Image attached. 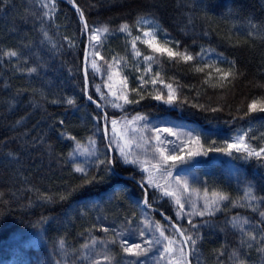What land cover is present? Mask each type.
Returning a JSON list of instances; mask_svg holds the SVG:
<instances>
[{
  "label": "trees",
  "instance_id": "trees-1",
  "mask_svg": "<svg viewBox=\"0 0 264 264\" xmlns=\"http://www.w3.org/2000/svg\"><path fill=\"white\" fill-rule=\"evenodd\" d=\"M42 2L0 0V243L17 230L42 227L41 242L27 250L26 264H84L83 244L93 237H106L95 223L96 209L103 203L108 207L119 203L120 209L129 211L127 206L143 197L138 183L119 176L140 179L139 171L120 162L111 172L90 169L89 176L98 177L92 184H83L81 174L73 172L69 153L77 142L90 149L93 139L97 155L101 159L110 156L107 140L102 139L103 113L88 100L86 89L102 105L96 86L103 85L109 72L127 77L130 99H139L132 91L140 90L138 77L157 78L171 83L178 98H186L188 103L170 106L157 101L152 96L167 89L159 82L148 83L143 85L144 99L127 104L124 112L104 107L109 121L134 114L171 115L208 127L209 135L216 138L247 128L256 137L253 144L264 143V113L245 115L253 99L264 100V0H55L51 18L44 17ZM72 3L84 12L89 33L109 29L99 33V43L89 39L87 86L83 72L86 35ZM146 18L168 34V46L179 41L174 50L201 55L187 62L170 59L137 41L141 56L136 57L131 40L142 34ZM124 24L131 36L119 31ZM158 42L165 43L162 38ZM10 51L18 55L8 56ZM95 51L100 55L94 57ZM144 56L153 59L145 62ZM93 58L99 72L91 68ZM149 64L150 71L145 72ZM33 68L35 72L30 71ZM199 68L203 71H197ZM67 99L74 103L67 104ZM211 108L219 110H208ZM113 158H117L114 150ZM223 160L228 158L222 156L217 162L208 158L203 163L207 167L197 174L198 190L216 191L229 199L214 216L193 218L202 227L192 264H264L259 245L227 223L233 216L248 218L253 225L261 219L259 210H264V203L254 212L239 204L234 207L233 202L243 203L247 184L258 198H264V166L255 160L236 161L237 178L230 175V165ZM147 199L169 222L190 227L187 218L177 220L174 204L158 191L149 189ZM146 209L172 230L159 212Z\"/></svg>",
  "mask_w": 264,
  "mask_h": 264
},
{
  "label": "snow or ice",
  "instance_id": "snow-or-ice-1",
  "mask_svg": "<svg viewBox=\"0 0 264 264\" xmlns=\"http://www.w3.org/2000/svg\"><path fill=\"white\" fill-rule=\"evenodd\" d=\"M41 6L45 9L44 17L51 18L55 11V0H43ZM76 10L81 20L84 21V12L80 8ZM144 23H147V21H144ZM84 28H89L87 21H84ZM119 31L131 36V30L127 24L122 25ZM108 32L109 29L107 27L90 31V40L99 43L101 39L99 33ZM45 35H47V33H45ZM158 38H163L165 43L160 44ZM170 40L171 38L168 37L167 33H161L158 28L154 27L151 32L144 31L142 36L136 35L133 37L131 40V47L136 57L141 56V52L137 49V41H141L151 49L153 53L166 54L170 59L179 58L187 62L193 61L196 59V56L201 55V53H197L196 56H194L187 50L184 52L174 50V47H179L180 42L176 41L173 46H168ZM7 55L16 57L18 53L16 51H10ZM99 55V51L93 53L94 57ZM152 59L153 57L151 56H144L145 62L151 61ZM219 61L221 63L225 62L222 55L219 57ZM111 67L112 66L109 65L110 69ZM91 68L94 72L100 71L95 58L91 61ZM150 68L151 65L149 64L145 72L150 71ZM30 71L35 72L36 69L33 68ZM197 71H203V68H199ZM216 71L220 72L221 69L216 68ZM116 75H118V73H116ZM224 75L227 76L228 73H224ZM85 76H87V69L85 70ZM112 78L113 73L109 72L107 79L111 81ZM138 79L141 82L140 90L137 91L136 88H133L132 91L136 92L139 99L129 98L126 91L129 86L127 77L120 81L123 91H121L119 95L116 91L112 90L111 84L107 85L111 96L114 97V100L110 101L113 107L123 110V105L118 102L121 100L124 105L133 103L138 104L140 100L144 99L142 93L145 89L143 85L148 83L156 85L158 82L164 85L167 92L162 93L161 91H157V93L152 96L153 99L162 101L164 104L170 106L188 103L186 98H178L177 90L171 83L165 84L163 80L158 81L157 78L146 80L143 76L138 77ZM96 91L100 92L99 87H97ZM101 95L103 98V94ZM87 98L93 101L91 95H88ZM53 102L55 103L56 101ZM93 102L97 103L96 101ZM66 103L72 105L74 101L73 99H67ZM192 106L204 108L203 105ZM97 107H101V105L97 103ZM208 110L215 112L219 109L211 108ZM256 112L264 113V100L253 99L251 103L248 104L245 115ZM122 119L125 121V127L118 130L116 126L119 121L117 119H111L109 121L106 112L103 116L104 127L102 129V139L107 140L105 148L108 151H118L119 157L114 159L105 155V157L101 159L100 156L97 155L96 141L93 139L89 141L91 145L90 149H82L80 143L77 142L74 151L69 153V157L75 159V155L79 154L81 156L86 155L88 159L83 163H73V172L80 173L83 178V184L87 185L96 182L98 178L96 175L89 176V171L92 168L98 170L103 168L104 171L111 172L116 162L130 166L138 170L141 177L139 183L143 197L139 202V206L151 208V204L147 199V194L149 189L157 190L160 192L161 197H167L173 200L174 205L177 207V220L187 218V223L190 227L184 228L176 223H171L169 226L172 231L166 234L168 228L162 226L159 222L152 221L147 213H145L143 228H128L119 232L112 229L116 239L98 241L93 237L91 238L90 244L88 242L83 244V248L89 249L90 247H95L98 243L104 246V252L90 254L93 257V264H102V261L110 264L112 257L108 245L117 243V240L121 246L122 253L125 254L126 257L132 258L128 261V264H146V260L142 258H150L153 264H192L191 257L196 254V244L197 240L200 238V228L202 227L201 224L195 223L193 218L197 216L201 218L205 216H214L216 212L221 210V203L227 201L229 197L216 191H213L211 196H209L207 190H205L203 196H200L197 189L192 188L190 190L189 177L178 174L174 175V170L180 165L192 166L193 162L198 157H206L210 153H218L228 158L230 164L229 173L230 175H236L238 178L239 168L235 164L236 161L247 163L255 160L260 166H264V143L253 144L252 141L255 140L256 137L249 135L250 129L238 133L234 138L224 140L223 146H217L216 140L202 142L200 134L193 135L195 130L184 132L181 131L180 126H170L166 121L162 122L164 126L159 124L150 126L147 123L148 118L139 114L133 117L132 120H127V117H123ZM139 121L145 122L143 126L139 129L133 127V123ZM60 123L63 124V121ZM109 123L111 125V132H109ZM146 130L151 133V135L144 136L143 133ZM98 131H100V129H98ZM168 137H175L176 140L168 139ZM68 139L75 140V137H68ZM137 139L142 141L143 145L147 146L143 153L133 150V144ZM137 147H141V145L137 144ZM100 179H102V177H100ZM161 180L164 182L163 184H161ZM196 182L197 177L192 175L191 183ZM61 199H63V197H61ZM198 200L203 201L202 205L198 204ZM261 203H264V198H258L254 193L253 186L247 184L243 192V203L236 201L233 202V206L235 207L239 204V206L248 207L255 212L258 211L257 205ZM259 217L261 219L256 225H253L250 219L238 218V216H233L227 223H230L233 228L238 229L249 241L259 245L257 251L264 253V210H259ZM165 218L170 219L168 217ZM127 223L130 225L132 222L128 221ZM203 224H207V221H203ZM121 227H123V225ZM103 231L108 233L110 230L105 227ZM137 240L139 242H137ZM244 243L245 241L242 239L241 245ZM63 245L64 242L61 241V247H63ZM247 246L251 248L252 243L249 242ZM221 255H223V253H221ZM232 255L236 256L237 253L233 252ZM97 257H102V260ZM241 264H243V261H241Z\"/></svg>",
  "mask_w": 264,
  "mask_h": 264
},
{
  "label": "rangeland",
  "instance_id": "rangeland-1",
  "mask_svg": "<svg viewBox=\"0 0 264 264\" xmlns=\"http://www.w3.org/2000/svg\"><path fill=\"white\" fill-rule=\"evenodd\" d=\"M144 21H147V23H144ZM144 21L142 22L143 25L145 26L144 31L151 32L154 27L158 28V25L156 24V22L154 20L146 18V19H144ZM143 32H142V34H143ZM142 34H141V36H142ZM89 39L90 38H89V28H88V46H89ZM86 42H87V37H86ZM204 57H212V55L211 54H205ZM121 80H122V78L120 76L113 73V78L111 81H109L107 79V77H104L102 79V81L104 82L103 85L96 86V89H97V87H99V89H100V92H97V93H98V95L102 101V105L99 102L98 103L103 108V112H102L103 114L105 113L104 107L113 108L118 112H124L125 111L126 105L123 104L122 100L118 101V102L123 105V110L115 108L112 106L110 101L114 100V97L111 96L110 90L107 86V85L111 84L112 90L116 91L117 94L119 95L121 93V91H123V87L120 83ZM101 94H103V98H102ZM98 109H99V107H98ZM136 115L137 114L130 115V116H124V117H127V120H132L133 117H135ZM139 115H141V114H139ZM141 116H144V115H141ZM146 117L148 118L147 123L150 126L151 125H158V124L161 126H164L162 124V122L166 121V122H168V124L170 126H180L181 131H184V132L195 130L193 132V135L200 134L201 138H202V142H204V141L210 142L212 140H216L217 146H223L224 140L234 138L238 133H240L242 131H246V129H247V128H242V129H239V130H237L231 134L220 135L218 138H216L215 136L209 135V131H208L209 128L208 127H203L202 125H200L196 122L188 121V120H185L182 118H177V117H174L171 115L153 116V117L146 116ZM122 118L123 117H117V120L119 121V123L117 124L116 127L118 130L125 127V121ZM144 123H145L144 121L134 122L133 127H137L139 129L140 127L143 126ZM214 126H216V125L213 124L212 127H214ZM109 132H111V125H109ZM143 135L149 136V135H151V133H149L146 130L143 133ZM168 139L176 140L175 137H168ZM137 144H140L141 147H137ZM80 145H81L82 149L88 148L87 147L88 144L82 143ZM146 147L147 146L143 145V142L138 140V139L133 144V150L140 152V153H143L144 149ZM74 149H75V147L73 148V150L71 152H73ZM115 153H116L117 158H118L119 157L118 151H115ZM222 156H221V154H218V153H210L206 157H198L193 162L192 166H188V165L178 166V168L176 170H174V175L178 174L181 176H188L190 179V190L192 188H195L198 190L200 185L198 184V182H196V184L191 183V176L195 175L197 177V174L201 173L207 167L205 165L203 166V163L208 158H211L212 162H217L220 160V158H222ZM223 157L226 158L225 156H223ZM85 160H87L86 155L81 156V155L77 154V155H75V159L70 157V161H71L72 166H73V163H83ZM237 162H241V161H237ZM223 164L226 166L230 165L228 160H223ZM122 165H124V164H122ZM229 168H230V166H229ZM160 182H161V184L164 183L162 180ZM170 190H174V189H170ZM198 191H199L200 196H203L204 193L201 192L200 190H198ZM209 196H211V194H209ZM107 197L109 198V197H111V195H109ZM104 199H107V198H104ZM168 199H169V201H172V203L174 204V202L171 198H168ZM202 203H203L202 200H198L199 205H202ZM118 204L119 203H115V204L109 205V207H108L106 205V203H103L102 205H100L99 208L96 209L97 211L95 212V223L99 227H101L102 231H103V228H105V227L109 228V230H110L108 233H105L103 231L104 234L106 235L105 240L104 239H102V240L97 239L98 241H110L112 239H116V237L114 236V233L112 232V229H115L117 232H119V231H124L128 228H135V227L143 228V226H144L143 221L145 219V213H147L148 217H150V219L152 221L158 222V220H155L154 218L151 217V215L147 211L146 207L139 206V203H135L134 205L127 206L129 211L122 208V206H121L122 209H120V206ZM175 208L177 211L176 206H175ZM130 210H132V211L130 212ZM128 221H131L132 223L129 225L127 223ZM159 223L162 226L167 227L164 223H161V222H159ZM122 225H123V227H121ZM171 231L172 230H170L168 228V231H166V234H169V232H171ZM42 232H43L42 227H38L37 229H32V228L28 227V228H24V229L15 231L8 239H6L0 243V264H26L27 250L30 247L39 246V244L41 242ZM90 242H88V243L90 244ZM137 242H139V241L137 240ZM108 248L110 249V255L112 257L110 264H128V261L130 259H132L131 257H126L125 254L122 253L121 246H120L118 240H117V243H115V244H109ZM104 251H105L104 246L102 244H99V243L95 247H90L89 249L83 248L82 258H83L84 264H93V257L90 255L91 253H102ZM85 257H88V258H85ZM97 258H100L102 260V257H97ZM142 259L146 260V264H153V261L150 258H142ZM102 264H108V262L102 261Z\"/></svg>",
  "mask_w": 264,
  "mask_h": 264
},
{
  "label": "water",
  "instance_id": "water-1",
  "mask_svg": "<svg viewBox=\"0 0 264 264\" xmlns=\"http://www.w3.org/2000/svg\"><path fill=\"white\" fill-rule=\"evenodd\" d=\"M72 5H73L74 8L77 9L76 4H72ZM81 21H82V20H81ZM84 21H86L85 18H84ZM84 21H82L83 24H84ZM85 33H86V37H87V42H86V44H85V48H84V57H83V71H84V75H85V70H86V56H87V51H88V29H85ZM85 83H87V78H86V76H85ZM95 104L97 105V103H95ZM99 109L103 112V108H102V107H99ZM112 154H113V152L110 151V155H111V157H112ZM121 176H123V177H125V178L128 177V176H126V175H121ZM129 178L133 179L134 181H136V183H138V184L140 185L139 181L136 180V179H134L132 176H129ZM152 209L158 211L156 208H152ZM158 212H159V211H158ZM161 216H162L163 219L167 220V219L165 218V216H163V215H161ZM170 224H171V223H170Z\"/></svg>",
  "mask_w": 264,
  "mask_h": 264
}]
</instances>
